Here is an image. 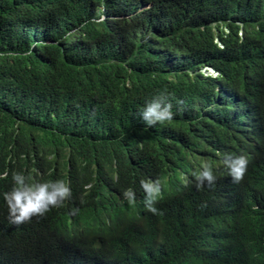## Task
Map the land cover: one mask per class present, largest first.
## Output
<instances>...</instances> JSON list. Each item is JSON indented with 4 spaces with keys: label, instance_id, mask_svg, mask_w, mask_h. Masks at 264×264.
Segmentation results:
<instances>
[{
    "label": "trees",
    "instance_id": "trees-1",
    "mask_svg": "<svg viewBox=\"0 0 264 264\" xmlns=\"http://www.w3.org/2000/svg\"><path fill=\"white\" fill-rule=\"evenodd\" d=\"M210 65L258 99L257 155L239 182L213 148L236 143L242 119L203 110ZM161 93L173 118L148 127L139 111ZM192 158L214 185L176 183L141 218L119 198L143 177L180 178ZM13 171L64 179L72 195L10 223ZM133 263L264 264V0H0V264Z\"/></svg>",
    "mask_w": 264,
    "mask_h": 264
},
{
    "label": "clouds",
    "instance_id": "clouds-1",
    "mask_svg": "<svg viewBox=\"0 0 264 264\" xmlns=\"http://www.w3.org/2000/svg\"><path fill=\"white\" fill-rule=\"evenodd\" d=\"M102 20L103 17H100L97 22ZM200 72L219 79L213 87L215 102L210 105L211 107L203 110L214 111L221 117L219 112L221 106L229 108L242 119V122L239 121L243 132L240 139L236 143L221 141L213 148L217 167L228 174L234 182H239L248 173L257 155L258 99L254 94H244L237 86L225 83L222 80V71L214 66H202ZM244 103L246 107L243 106ZM173 115L172 104L163 93L146 100L139 111V118L148 127L170 121ZM176 170L180 173V178L175 171L167 172L164 177H143L139 181L138 189H134L135 192L132 189H126L122 195L118 194V196L120 199L123 197L129 204L135 201L139 209L138 217L141 218V213L147 211L157 214L158 202H170L176 196V183L179 188L187 191L192 186L196 188H201L205 184L212 186L217 180L213 167L197 158H192ZM12 182V187L3 193V198L8 209L9 221L14 224L27 222L33 216L45 215L51 208L61 206L72 195L70 184L64 179L29 182L22 171H13ZM163 184L170 186L169 193H163ZM139 222L127 223V227H136L140 224ZM160 259H163L160 255L150 257V261Z\"/></svg>",
    "mask_w": 264,
    "mask_h": 264
}]
</instances>
